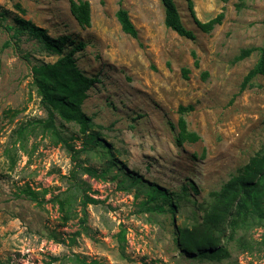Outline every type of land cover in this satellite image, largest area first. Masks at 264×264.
Returning a JSON list of instances; mask_svg holds the SVG:
<instances>
[{"label": "rangeland", "instance_id": "374dc122", "mask_svg": "<svg viewBox=\"0 0 264 264\" xmlns=\"http://www.w3.org/2000/svg\"><path fill=\"white\" fill-rule=\"evenodd\" d=\"M87 1L90 25L81 28L68 0H0V264H264V219L251 206L241 214L246 225L221 239L228 250L222 260L189 255L175 239L179 229L201 225L215 192L264 142L262 75L240 90L264 42V0H192L200 21L223 12L210 32L194 23L185 0H173L193 39L164 25L160 0H122L136 37L121 29L118 0ZM18 19L51 38L70 36L63 54L84 43L73 53L75 64L97 81L81 111L122 169H108L95 151L77 154L88 135L75 122L55 118L66 143L42 129L47 114L32 67L58 55L26 33L14 36L5 26L16 28ZM245 48L254 49L236 60ZM180 116L197 141L177 145ZM117 171H133L172 197L190 182L197 191L189 189L171 212L160 196L149 199L147 187L122 184V175L113 179ZM88 187L98 202L83 213L79 194ZM71 194L65 214L58 200ZM255 198L264 214V194Z\"/></svg>", "mask_w": 264, "mask_h": 264}, {"label": "trees", "instance_id": "16d2710c", "mask_svg": "<svg viewBox=\"0 0 264 264\" xmlns=\"http://www.w3.org/2000/svg\"><path fill=\"white\" fill-rule=\"evenodd\" d=\"M185 1L189 14L201 31L210 32L215 25H219L222 22L224 17L223 12H219L205 22L200 21L195 16L192 0ZM221 1L226 2L227 0ZM160 2L164 8V25L180 36L193 39L192 31L186 29L181 23L174 1L160 0ZM68 7L71 16L81 28H86L90 25V5L87 0H68ZM116 18L124 33L136 37L137 31L129 19L127 11L122 7V0H118ZM17 23L19 25L16 28L11 26L5 27L8 30L13 29L14 36L26 33L39 40L48 51L58 55V58L53 63H43L32 67L33 85L40 96V101L47 114L46 119L42 121V129L44 131H51L55 142L66 143V140L57 130L55 118L58 116L67 122H75L79 126L82 136L88 135L84 138L83 148L77 150L76 153L78 154L86 150L95 151V154L98 156L100 154L101 157H106L105 162L108 169L112 167H116L117 170L122 169V163L115 160L111 147L101 141L97 134L89 132L93 124L81 111V105L87 96L86 92L97 81L96 78L83 76L75 64L73 53L76 49H81L84 43L79 41L75 48L63 54V47L73 41L70 39V36L64 35L51 38L43 28L35 26L30 21L18 19ZM253 49H242L235 59L240 60L249 56ZM257 49L259 50L258 60L255 66L244 76L240 90L250 85V81L256 75H262L264 80V42ZM183 74L186 76V70L183 71ZM184 109L183 107H179L180 112H183ZM177 127L178 132L175 139L177 145H181L185 141L195 142L199 139V136L195 132L187 130L182 116L177 120ZM16 132L21 137L23 127L16 130ZM20 146L24 148L23 144ZM10 159L13 164L15 160L12 156H10ZM78 166H80V163ZM82 169L94 176L99 175L89 167H83ZM100 173V176L104 178L106 171L101 170ZM118 175L123 176L122 184H128L130 187L139 185L147 187L146 193L149 195L150 200L156 199L158 196L165 199L164 202L167 201V208L171 212L179 205L182 197L188 196L189 189L197 191L195 184L190 182L188 186L182 185V190L176 192L174 197H172L153 184H143V178L133 171H117L116 175L112 178L117 179ZM73 184L76 189H79V185L76 182ZM87 189L89 187L83 188L79 194V202L83 213H85L87 204L98 202V200L85 193ZM259 194H264V142L261 150L249 159L241 171L225 182L218 192H215L216 201L211 204L210 209H204L201 225L194 228L183 227L178 230L175 239L180 250L192 256L196 255L209 259L222 260L227 257L228 250L226 246L221 244V239L224 238L226 231H229V236H231L236 228L240 227L242 222L246 225V217L241 216L242 212L248 213V206H251L256 213L258 212L259 218L264 219V214L261 213L257 199L255 198V195ZM73 196L75 197L76 195L71 194L69 197H60L58 200L61 211L65 212V214H69L71 211L73 200L75 199ZM80 221H84L83 216L80 218ZM262 244L264 245V235Z\"/></svg>", "mask_w": 264, "mask_h": 264}]
</instances>
